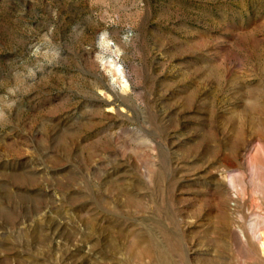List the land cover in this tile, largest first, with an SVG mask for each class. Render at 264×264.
I'll list each match as a JSON object with an SVG mask.
<instances>
[{
	"label": "rangeland",
	"instance_id": "1",
	"mask_svg": "<svg viewBox=\"0 0 264 264\" xmlns=\"http://www.w3.org/2000/svg\"><path fill=\"white\" fill-rule=\"evenodd\" d=\"M0 264H264V0H0Z\"/></svg>",
	"mask_w": 264,
	"mask_h": 264
},
{
	"label": "bare ground",
	"instance_id": "2",
	"mask_svg": "<svg viewBox=\"0 0 264 264\" xmlns=\"http://www.w3.org/2000/svg\"><path fill=\"white\" fill-rule=\"evenodd\" d=\"M258 150V147H255V151H257Z\"/></svg>",
	"mask_w": 264,
	"mask_h": 264
}]
</instances>
